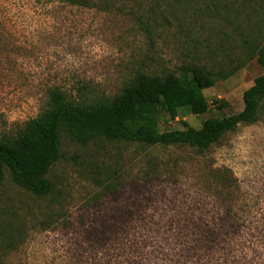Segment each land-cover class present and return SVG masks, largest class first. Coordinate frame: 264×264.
I'll list each match as a JSON object with an SVG mask.
<instances>
[{"label":"rangeland","instance_id":"rangeland-1","mask_svg":"<svg viewBox=\"0 0 264 264\" xmlns=\"http://www.w3.org/2000/svg\"><path fill=\"white\" fill-rule=\"evenodd\" d=\"M110 2L0 0V136L39 116L53 87L73 98L114 97L138 71L190 63L233 73L204 90L207 112H162L160 130L243 109L264 68L243 46L252 22L239 4ZM47 177L53 191L37 196L5 169L0 264H264V118L203 150L81 145L63 134Z\"/></svg>","mask_w":264,"mask_h":264},{"label":"trees","instance_id":"trees-1","mask_svg":"<svg viewBox=\"0 0 264 264\" xmlns=\"http://www.w3.org/2000/svg\"><path fill=\"white\" fill-rule=\"evenodd\" d=\"M80 6H96L110 0H61ZM225 6H236L246 12L251 33L242 39L246 47L264 68V0H223ZM234 4V5H233ZM233 70H213L204 64L190 63L179 71L151 74L138 71L114 97L73 98L68 91L53 87L48 91L43 112L30 120L16 134L0 136V187L5 169L16 184L37 196L49 195L53 182L48 172L60 158L62 135L86 145L97 139L139 142L146 145L187 146L197 150L209 148L228 132L242 124L255 123L264 118V73L244 91V107L239 112L211 117L200 127L184 121V128L160 130L158 118L167 113L171 118L181 108L192 114H204L209 102L204 90L220 78H227ZM87 88L84 84L80 90ZM222 179L226 173L215 174ZM112 190L111 184L105 186Z\"/></svg>","mask_w":264,"mask_h":264}]
</instances>
